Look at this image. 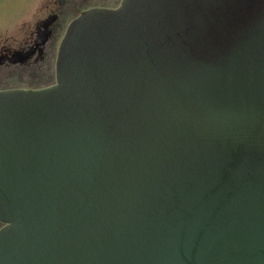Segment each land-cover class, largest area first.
<instances>
[{"label": "water", "instance_id": "95a60500", "mask_svg": "<svg viewBox=\"0 0 264 264\" xmlns=\"http://www.w3.org/2000/svg\"><path fill=\"white\" fill-rule=\"evenodd\" d=\"M55 69L0 91V264H264V0L92 8Z\"/></svg>", "mask_w": 264, "mask_h": 264}, {"label": "rangeland", "instance_id": "374dc122", "mask_svg": "<svg viewBox=\"0 0 264 264\" xmlns=\"http://www.w3.org/2000/svg\"><path fill=\"white\" fill-rule=\"evenodd\" d=\"M122 0H0V56L23 51L37 39V28L55 15L58 21L50 39L52 54L30 65H0V91L39 89L56 83V59L60 43L70 23L92 8H118ZM3 226L0 224V229Z\"/></svg>", "mask_w": 264, "mask_h": 264}, {"label": "flooded vegetation", "instance_id": "af4514ba", "mask_svg": "<svg viewBox=\"0 0 264 264\" xmlns=\"http://www.w3.org/2000/svg\"><path fill=\"white\" fill-rule=\"evenodd\" d=\"M49 19H52V22L49 25V27L46 30H44L42 27L44 22L40 24V26L37 28V36H38L37 39L33 41L30 45H27V47L23 51H17V52L29 53V58L22 64L30 65L32 62L38 63L39 61L44 60L46 57L52 54V50H51L52 46L50 44V39L53 37V34L56 31L54 29V26L55 23L58 21V17L52 15L50 16V18H48V20ZM42 31H45L47 37L44 45H41L44 36V34L41 33ZM13 53L10 52L3 53L0 56V65L5 67H11V65L16 64L13 62L15 61V59L12 57Z\"/></svg>", "mask_w": 264, "mask_h": 264}, {"label": "trees", "instance_id": "16d2710c", "mask_svg": "<svg viewBox=\"0 0 264 264\" xmlns=\"http://www.w3.org/2000/svg\"><path fill=\"white\" fill-rule=\"evenodd\" d=\"M52 86V85H51ZM51 86H48V87H51ZM48 87H46V88H48ZM39 89H44V88H39ZM39 89H33V90H39Z\"/></svg>", "mask_w": 264, "mask_h": 264}]
</instances>
